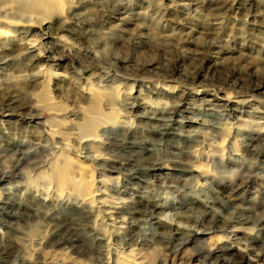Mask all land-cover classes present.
<instances>
[{"label": "rangeland", "instance_id": "1", "mask_svg": "<svg viewBox=\"0 0 264 264\" xmlns=\"http://www.w3.org/2000/svg\"><path fill=\"white\" fill-rule=\"evenodd\" d=\"M209 1L161 0L157 2V0H145L144 2L142 0H132L130 4H124L133 8L131 11L133 24L129 23L117 27L116 18L121 15L113 14L110 28H102L100 25L103 18L99 19L101 15L108 11L109 3H106L107 1L99 0L96 5L88 6L82 4L81 6L88 7L84 18L88 17L87 20H89L88 25L83 27L93 28L101 36V40L96 45L97 47L90 49L87 45L92 42L97 43V41H85L83 38H76L71 33L64 32L68 40L72 41L76 48L72 47L69 57L63 59L61 61L62 67L56 70V72L65 74L63 81L59 79L51 80L47 87H43L42 82L32 86L20 83V80H18L20 75L18 77L17 72L10 71L11 73L8 76L0 74V84L3 85L2 82L5 81L6 77L11 78L10 75L13 73V76H11L15 78L13 79L16 81L17 86L14 89L15 93L23 97V99L20 98V101L24 100L29 104H34V111L38 114L33 122L29 121L31 122L30 124L23 119L20 120L19 117L12 116L8 120L11 123L17 120L15 122L16 125L0 126V151H2L0 152V172L5 171L3 173H8L9 177L4 178L3 182L2 180L0 181V200L7 199L21 202L28 213L20 217L9 215L5 212L0 214V248L6 244V241H11L14 236L18 239L13 238L14 242L17 240L15 244L18 245L12 256L8 258L9 261L16 263L20 256L27 255L30 258L36 256L40 260H38L40 262L38 264H84L82 263L83 261L81 262V258L74 254H69L65 249L56 247L51 248L52 251H50L51 249L45 247L44 241H42L47 231L45 225H48L45 221L44 213H54L53 211L55 213H71L76 210L72 203L74 201L73 197L76 196H73V194L69 195L68 188V191L64 188L59 197L52 190H47L49 185H45V178L37 175L40 169L44 170L46 159L50 160L53 158L52 155H48L50 154L48 150L47 153L42 151L44 150V141H46V139L44 140V133L32 132L34 131L33 127H40V124H44L45 120L51 116L45 104L40 101L45 94L51 97L53 105L64 104L71 107V109L83 111V114L98 105L100 106L98 110L105 112L107 111V104L115 103L117 110L116 112L114 111L113 116L121 120L128 115L132 119L130 120L132 123H130L133 124L134 132L132 135H127L129 136L127 139H134L136 142L137 152L132 156L124 152L118 143L115 144V142L110 141V144L104 139V141H98L97 143L99 145L97 149L100 152L97 150L96 154L100 155L101 158L93 159V161L90 158L84 159L86 151L85 148H82L80 142L69 135L64 138V142L67 144V148L64 151L68 155L69 160H71V170L76 171V163L78 162H82L86 167L88 166L85 172H82L84 174L89 173L90 176L88 178L93 182V191H96L99 187L97 180L102 177L99 173L112 177L117 176L116 172H110L109 170L124 162L123 158L126 156H130L132 160H142L144 162H149L156 158L170 159L173 156L170 160H174L176 157L177 159L175 160L183 158L182 160L187 161V164L194 170H186L184 168L179 171H173L174 177L167 175L169 177L163 178L161 176L158 179L143 171L146 170L144 168L135 169L133 171L135 172L134 174L123 173V175L118 173L119 181L120 183L127 182L129 186L134 185L142 192L145 191L143 194L147 198V202L163 206L162 209L164 210L157 209V211H163L162 215L159 216L172 224L176 223L173 215L179 212L184 216H198L199 211L204 209V203L211 205L224 216H230L235 213L238 207L244 209V212L240 211L242 215L247 214V212L251 217L253 216L252 218L264 215V79L261 76L262 72L258 70L260 61L262 58L264 59V9H262L264 8V0L254 1L257 10L262 11V14L257 16L259 24L257 27L246 22L242 24L234 21L232 17L235 14L233 13L231 17L230 14L229 17L224 15L226 19L221 21L222 23L225 22L224 26L228 25L235 28V33H238L237 36H242V31H245L244 35H248L249 33L246 30H251L255 35L253 38L254 43L252 41H243L241 37L231 42L227 36L221 34V31L217 29L218 26L212 28L215 34H221V41L226 42V40H229L227 42L228 48L244 49L242 51L247 53L245 45L247 44L251 47L252 53L250 58H247V62L242 63L237 52L232 50L233 52L220 53L217 59L218 64H212L214 59H209L204 61L203 65L199 67L198 59L202 55L197 54V52H200V46L206 36L203 33L205 28L202 26L205 24L206 19L200 13L207 12ZM5 3L8 4L3 5L4 3H0V5L4 8L11 7V3ZM166 4H171L172 7L165 10ZM255 7L250 8V10L255 9ZM77 9L81 10L82 7ZM160 10L163 13H159L161 12ZM134 12H137V14H134ZM235 16L246 18L249 21L252 19L249 15L243 16L240 13ZM66 17H68L69 26L72 30L80 32L81 35H79L83 37L82 31L77 29V25L80 24H77L69 13ZM190 28H193V30H190ZM34 32H37L35 25L26 29V35ZM103 32L106 34L103 35ZM138 33H142L144 36L139 38L141 43L138 45L131 44L130 40L136 38ZM162 34L170 36L164 38L161 36ZM177 36L181 37L179 42L175 38ZM145 37H149L147 43L142 42ZM50 40L48 38L47 40L42 39L48 46L52 45L53 41ZM80 48L81 51H78ZM254 48L256 51H253ZM56 51L61 52V49L56 47ZM227 51L231 50L227 49ZM73 55L80 58L75 63L71 61ZM109 56L129 58V60L126 62H113L107 60ZM42 60L41 62H43ZM150 60H155L153 65H151L150 71H139L138 67ZM238 61L241 66L239 65L238 69H232L230 67L231 64L234 62L238 63ZM188 76H194V78L191 79ZM38 79L41 80V77ZM260 81L262 83H259ZM257 82L259 85L255 87L254 85ZM152 83H154L153 86H151ZM88 84L90 85L89 89L87 88ZM154 85L155 89H153ZM251 85L256 89L248 90ZM98 88H101L102 91L105 89L108 92L116 90V95L105 93L101 97L99 93L102 92L98 93ZM198 90L200 92H197ZM181 91L187 94L184 99L179 101L180 106L184 110L177 113L178 115H174L175 121L171 125L172 129H169L170 133L168 135L162 136L158 134L146 126L145 122L142 121L140 123L141 121H138L139 118L132 115L139 114L140 110L142 111V108L138 107L139 105L133 106L134 109L131 108V114L130 110L126 109L127 105L124 104V101H132V97L138 94L140 98H145V102L151 104V106L159 107L160 101H163L168 106L174 100V96ZM95 102L97 104H94ZM147 104H143V106ZM127 111H129V114L126 113ZM62 113V115H67L65 112ZM190 117L193 120L189 119ZM201 119L206 121V125L199 124L198 120ZM224 123L226 126L220 127ZM248 127L259 130V132L257 134L248 132ZM181 131L182 134L195 133L194 131H196L197 135L184 136L179 134ZM105 134L104 132L102 136ZM225 135L227 137L219 146L218 141H221ZM251 136L253 138H250ZM192 137L196 139L193 140ZM23 138L24 140L21 141L24 143H14L15 140ZM33 139L35 141L40 139V144L43 143V146L35 145ZM57 139L55 138L54 140L57 141ZM32 140L33 143L31 142ZM247 142L249 145L245 148L244 143L246 144ZM191 145L194 148L193 154H188L187 156L184 154V150H187V147ZM230 147L231 151L228 150ZM36 149L37 151L40 150L35 152ZM80 149L84 152L81 150L80 153ZM41 151L42 154L40 153ZM40 156L42 159L39 158ZM231 157H233L232 161L231 159L228 161ZM29 161L32 162L30 163ZM33 165L35 169H33ZM12 173H14V177ZM31 179L34 184L30 183ZM27 180H30V182L28 183ZM29 184L32 187H29ZM22 185L23 187H21ZM34 185L36 187L39 185L40 187L38 186L36 190ZM3 187H6V189H3ZM235 188H238L237 192L233 193L235 197L233 195L230 196L233 192L231 190H235ZM29 190L30 192H28ZM44 190H47L46 193ZM102 190L104 193L95 194V198L91 202L100 206V208H103V205H100L96 198L103 196V194L112 193L109 186H105ZM43 193L48 196L45 201H43ZM57 196L60 200L57 199ZM231 198L238 199L231 203ZM40 199L41 201H39ZM234 205H238V207ZM46 207L47 209L45 210ZM11 210L16 211V208L12 207ZM96 214L94 212V217ZM100 217L101 215H99L98 223L101 221ZM172 217L174 219H171ZM6 226L9 228H6ZM236 226L239 227L240 224H236ZM243 227L246 228L245 231H248V228L253 227V223L251 221L243 223ZM230 231L232 232L220 233V231H213L210 235H204L196 244L179 246L178 249L173 251L175 253H169L162 249L159 244L154 243H152L153 245L150 244L151 246L149 245V247H147L148 245H134L135 249L132 256H134L137 264H207L201 261L200 256H196L193 251L194 246L196 248L201 245L207 246L209 241L215 239H223L230 242L237 237L244 236V233L240 230L233 231L231 229ZM7 235L9 238H7ZM3 236L5 237L2 238ZM250 242L251 244L254 243V245L264 243V229L260 231L259 238ZM234 247L237 252L243 253L245 258L251 261L252 264H264V253L260 254L258 250L249 248L244 240H239V243H235Z\"/></svg>", "mask_w": 264, "mask_h": 264}, {"label": "bare ground", "instance_id": "2", "mask_svg": "<svg viewBox=\"0 0 264 264\" xmlns=\"http://www.w3.org/2000/svg\"><path fill=\"white\" fill-rule=\"evenodd\" d=\"M98 1L97 0H0L1 4L4 3L3 5L8 4L5 2L11 3L10 8L9 7L4 8L3 6L0 5V74L8 76L11 73L10 71L17 72L18 77L20 75V78L18 79L20 80V83H25L32 86L39 84V82H42L41 84L44 85L43 87H47L51 80L53 81L55 79H59L63 81L65 79V74L61 72H56V70L57 68L62 67L61 61L66 57H69V53L72 50V47L76 48L73 45L74 43L68 40L64 32L71 33V35L75 36L76 38L79 37L83 38L85 41H91V40L97 41V43L92 42L91 44L89 43L87 45L90 49L95 47L101 40V36L98 35V33L95 32L93 28L91 29L90 27L84 28L83 26H87L89 23L88 22L89 20H87L88 17L84 18V15L88 8L87 6L96 5ZM103 1L104 2L107 1L106 3H109L108 6L109 8L108 11L105 14L101 15L99 18V19L103 18L102 21L100 20L101 21L100 26L102 28L111 27L110 23L113 14L121 15L116 18L118 23L117 27H121L124 24H129V23L133 24L132 23L133 15L131 12L133 8L128 7L127 4H124V3L130 4L132 0H103ZM142 1L145 2V0ZM160 1L161 0H157V2ZM254 1L257 0H213V2L212 0L209 1V6L207 7L206 10L207 12L203 14L200 13V15H203L206 19L205 24L202 25L203 28H205V31L203 33L206 34V36L204 37V42L200 46V52H197V54L202 55V56L200 55L201 57L199 59L197 58L199 61L198 65H200L199 67L203 65L204 61H208L209 59H214V62L212 64H218L217 59L220 53L223 54L224 52L225 53L233 52L232 50L237 52V55L241 58L242 63L245 62L247 58H250L252 51H251V47H249L247 44L245 45V49L247 50V53H244L242 51L244 49L237 50L235 48H228L227 42L229 40L231 42H234L237 40V38L240 39L241 37V40L243 41H247V42L252 41L254 43L255 42L253 40L255 36L254 33L251 32V30H246V32L249 33L248 35H244L245 31L244 32L242 31V36H237L238 33L237 34L235 33V28L228 25L224 26L225 22L222 23L221 21L226 19L224 15H226V17L227 16L229 17L230 14L231 17L232 13L235 15H238L240 13L243 16L249 15L250 17H252V19L249 21L246 18H240L239 16L233 15L234 17L232 18L234 21L242 24H245L246 22L247 24L252 25L254 27L259 26L257 16H260V14H262V11L257 10V7H255L256 5H254ZM82 4H85L87 6H81ZM78 7L79 8L82 7V9L79 10L77 9ZM171 7H172L171 4L170 5L166 4L164 9L166 10ZM252 7H255V9L250 10V8ZM160 11L161 12L159 13H163L162 10ZM68 13L75 20V22H77V24H80L77 25V29L82 31L83 37L80 36L81 35L80 32L76 30H72V28L69 26L68 17H66ZM134 14H137V12H134ZM34 25L37 27V32L36 33L34 32L30 35H26V29ZM216 26H218L217 29L221 31V34L229 38L228 41L227 40L226 42L221 41L220 40L221 34L218 35L213 32L212 28H215ZM190 30H193V28H190ZM104 34L106 33L103 32V35ZM161 36L166 38L170 35L162 34ZM141 37H144L143 34L138 33L136 35V38L130 40L131 44L133 45L140 44L141 40H139V38ZM43 38L44 40L45 39L47 40V38L51 39L53 41L52 45L48 46V44L42 41ZM175 38H177L178 42L181 40V37L177 36ZM148 41H149V37H145V39L142 42L147 43ZM56 47H58V49L60 48L61 52L56 51ZM227 49L231 51H227ZM78 51H81V48L78 49ZM86 51L88 50L86 49ZM253 51H256L255 48ZM182 53L184 52L182 51ZM79 59H80L79 57H75L73 55L71 61L75 63ZM41 60L43 62H41ZM107 60L113 62H126L129 60V58L109 56L107 57ZM154 61L155 60H150L141 64L138 67L139 71L141 72L150 71L151 65H153ZM239 65L241 66V64L238 61V63L234 62L231 64V66L230 65L229 66L235 70L240 67ZM258 70L262 72L261 76L264 79L263 58L259 63ZM11 75L13 76V73ZM11 75H10L11 78L6 77L5 81L2 82L3 85L0 84V126L2 127L10 124L16 125L15 122L17 120L12 123L10 120H8L9 117L12 116L19 117L20 120L23 119L26 123H28L29 121L33 122L38 116V114L35 113L34 111L35 110L34 104H29L24 100L20 101L21 100L20 98L23 99V97H20L19 94L15 93L14 89L17 88L15 83L16 81H14L15 78L13 77L14 78L13 79ZM39 77H41V80L38 79ZM188 78L193 79L194 76L193 77L188 76ZM261 81L259 83H262ZM259 83L257 82L256 85L254 86L257 87ZM153 84L154 83H152L151 86H153ZM252 86L253 85H251L248 90L256 89L253 88ZM87 88L88 89L90 88L89 84ZM153 89H155V85ZM97 91L98 93L102 92L99 93L101 97H103L105 93H109V94L111 93L116 95V90H114L113 92L112 91L108 92L105 89L104 91H102L101 88H98ZM197 92L200 91L198 90ZM186 95L187 94H185L184 91L177 93L174 96V100L172 101V103L168 106H166V104L163 101L159 102L160 103L159 107L151 106V104H147L145 102L144 100L145 98H140L138 94L132 97V101L129 100L124 101V104L127 105L126 109H129L130 112L133 106L139 105L138 107H141L143 112L140 110L139 114H132V112L131 114L134 115L135 117H138L139 118L138 121H141L140 123H142V121L145 122L146 126L150 127V129L154 130L155 132L163 136L166 134L168 135L170 133L169 129L171 128V125H173L172 124L173 121H175L174 115L184 110V108L180 106L181 104H179V101L181 99H184ZM40 101L45 104L47 109L50 111L51 116L45 120L44 124L42 125L40 124V127L37 126L33 127L34 131L32 132L44 133L43 134L44 140L46 139V141H44V144L42 143L44 145V150L42 151H45L47 153L48 150L50 152V154L48 155H52L53 160L52 159L49 160L47 158L45 163L46 165L45 167L43 166L44 170L40 169L37 175H41L42 178H45L44 181L46 182V184L45 183L44 184L46 186L49 185L48 189L47 187L46 189L52 190L55 193V195H59L60 197L62 190L64 188H66L67 190L68 188L70 192L69 195L73 194V196H76L73 197L74 201L72 202L74 207H76L75 208L76 210H74V212L60 213L58 211L59 213H55V211H53L54 213H49V212L44 213L45 221L48 224L45 225L47 227V231L45 233L44 239L42 238L45 247L49 249L51 248L53 249L56 247L60 249H65L69 254H74L75 256L81 258V262L83 261L82 263L84 264H137L134 256H132L134 254L133 250L135 249L134 245H139V246L148 245L147 247H149L150 244L153 245L152 243L159 244V246H161L162 249L171 253L176 249H178L179 246H183L185 244H196L197 242L200 241L202 237H204V235H210V233L213 231L215 232L220 231V233L221 232L224 233V232H232L230 230L233 229V231L240 230L242 233H244V236L237 237L235 240L230 242L224 241L223 239L221 240L215 239L213 241H209L207 246L201 245L199 246V248H196L193 245L194 246L193 251L195 252L196 256H200L202 259L201 261L207 264H252L251 261L245 258L243 253L237 252V250L235 249L234 244L237 242L239 243V240L242 241L244 240L245 242H247V246L249 248H254L256 251L258 250L260 254L264 253V243L254 245V243L251 244L250 242V241H254L256 238H259L260 231L264 229V215L262 214H261L262 216H258L257 218L256 217L252 218L253 216L251 217V215L248 212L247 214L245 213L244 215H242L244 209L238 207V205H234L235 207H238L237 211L235 213H232L230 216H226V215L224 216L219 212H217V210L214 207H211V205L204 203L203 206L204 209L199 211L198 216L197 215L184 216L181 215V213L179 212L176 213V215H173V217L176 219V223L172 224L171 222H167L163 220L159 216L162 215L163 211H157V209L164 210L162 209L163 206L157 203L150 204L149 202H147L148 200L143 194L145 191L143 192L140 191V189L134 185L129 186L127 182L120 183L118 178L119 177L118 173L134 174L135 172L133 171L135 169L144 168L146 170L143 171L147 172L148 174H151L155 178L157 177L158 179L161 176H163V178L169 177L167 175L170 176L172 175V177H174L173 171H179L184 168L186 170H194V169H191V166L187 164V161L182 160L183 158L182 159L179 158L180 160H175L177 159L176 157L174 158V160H170L173 158V156L170 159L156 158L149 162H144L142 160H132L130 156L136 154L135 152H137L135 140L127 139L129 137L127 135L128 134L132 135L134 132L133 130L134 127L132 128L133 124H131L132 121H130L132 119L128 115L123 117V119L121 120L116 116H113L114 111L116 112L117 110L115 103L107 104L108 107L106 108L107 111L105 112H102L101 110L99 111L98 109L100 106L98 105L94 109L90 111L88 110V112L83 114V111L71 109V107L64 104L53 105L54 103L51 102V97L48 94H45L44 98L40 99ZM94 104H97V102H95ZM143 104H147V105L143 106ZM62 112H65V114L67 115L66 116L62 115L63 114ZM128 112L129 111H127L126 113L129 114ZM189 119L193 120L192 117H190ZM31 122H29V124ZM198 122L200 125L201 124L206 125V121L203 119L198 120ZM225 126H226L225 123L222 126L220 125V127H225ZM3 131L5 130L3 129ZM103 131L106 133L104 136H102L104 133ZM194 132L195 133L188 132V134H182L181 131V133L179 132V134L184 136L197 135L196 131ZM248 132L257 134L259 130L249 128ZM66 135L72 136L71 138L78 140L82 148H85L86 151L85 156L87 157L84 156V159L90 158L93 161V159L101 158L100 155L96 154V151L98 150L97 148L99 147L97 143L98 141L99 142H102V140L104 141V139H106V142L108 143H110V141L113 143L115 142V144L118 143V145L122 147L124 152L130 154V156L125 155L126 157L123 158L124 162L119 163L116 167H112L113 169L109 170L110 172H116L117 176L112 177L110 175H105L104 173H99L100 176L102 175V177H100L97 180L99 183V187L96 191H93L92 190L93 182L91 181L90 178H88L90 176L89 173L87 174L83 173L85 172V169L88 166L86 167V165H83L82 162H78L76 163L77 166L76 171L71 170L70 167L72 165L71 160H69L68 155H66L64 151V149L67 148L66 146L67 144L66 142H64L65 140L64 138H66ZM226 137L227 136L225 135L221 139V141H218L219 146L220 144H222V142L225 140ZM55 138L56 139L58 138L59 140L57 139V141H55L54 140ZM250 138H253V136H251ZM195 139L196 138H193V140ZM21 140H24V138L20 140H15L14 143L19 144L22 142ZM33 140L31 141L32 143ZM39 140L38 141L34 140L35 141L34 143L35 145L41 147L43 145L40 144ZM47 140L48 141L50 140V142H48ZM12 145L14 144L12 143ZM248 145H249L248 142L246 144L244 143L245 148L248 147ZM193 149L194 148L192 145L188 146L187 150H184V154L187 156L188 154L192 155ZM81 150L82 149H80V153ZM228 150L231 151V147L228 148ZM36 151L37 149L35 150V152ZM42 151L40 152L41 154ZM98 151L100 152V150ZM39 158L42 159L41 156ZM230 159L232 161L233 157L229 158L228 161ZM37 165L35 166L39 168ZM33 169H35L34 165H33ZM3 172L5 171L0 172V181L2 180V182L4 178L8 177V173H3ZM13 174L14 173H12V176ZM27 182L29 183L30 180H27ZM30 183H32V179ZM28 186L32 187V185L30 184ZM38 186L39 185H37V187ZM105 186L106 187L109 186L112 193H109L108 195L103 194V196H98V198H96V201L100 202V205H103V208H100V206L92 204L91 202L92 200H94L95 194L98 195L104 193L102 188H105ZM21 187H23V185ZM34 187L36 186L34 185ZM3 189H6V187H3ZM237 189L238 188H235V190H231L233 192L230 194V196H232L233 193H236ZM28 192H30V190ZM54 198L56 199L55 196ZM46 199H48V196L44 194L43 201H45ZM57 199L60 200L58 196ZM237 199L238 198H231L232 201L231 203H233V201L235 200L237 201ZM39 201H41V199ZM0 202H1L0 214L2 212H5L6 214L14 215L18 217H20L21 215L28 214L27 211L25 210L26 208L22 206L21 202H14L13 200L9 201L7 199L0 200ZM12 207H14V209L16 208V211L11 210ZM46 209L47 207L45 208V210ZM240 211L242 212L240 213ZM94 212L97 213L95 217L93 215ZM99 215H101L100 217L101 221L98 223L97 221L99 220ZM173 217L171 219H174ZM250 221L253 223V227L248 228V231H245L246 228L243 227V223ZM236 224H240V226L237 227ZM6 228L9 227L6 226ZM226 236L229 237V235L227 234ZM4 237L5 236H3L2 238ZM7 238H9V236ZM13 238L17 239L15 236ZM13 238L9 242H7L6 241L7 239L5 238L6 244H4L0 248V264L40 263L39 262L40 260L37 259L36 256L30 258L26 254H25L26 256L24 255L20 256L16 263L9 261L8 258L12 256L14 250H16V246L18 245L15 244L18 239L16 240V242H14L15 240ZM52 249L50 251H52ZM205 260L208 262H206Z\"/></svg>", "mask_w": 264, "mask_h": 264}]
</instances>
